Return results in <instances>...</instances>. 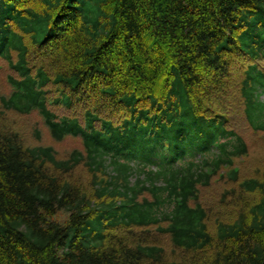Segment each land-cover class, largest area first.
I'll use <instances>...</instances> for the list:
<instances>
[{"label":"trees","instance_id":"16d2710c","mask_svg":"<svg viewBox=\"0 0 264 264\" xmlns=\"http://www.w3.org/2000/svg\"><path fill=\"white\" fill-rule=\"evenodd\" d=\"M0 61L2 109L83 146L0 121V264H264V172L239 165L243 127L264 134V0H0ZM216 182L239 194L212 232Z\"/></svg>","mask_w":264,"mask_h":264},{"label":"rangeland","instance_id":"374dc122","mask_svg":"<svg viewBox=\"0 0 264 264\" xmlns=\"http://www.w3.org/2000/svg\"><path fill=\"white\" fill-rule=\"evenodd\" d=\"M11 71L5 61H0V97L10 93V87L7 83V75ZM233 99V98H232ZM230 99L229 109L231 116L236 122L243 123V115L241 116V106L237 103V99ZM264 99V98H263ZM54 111L66 113V110L53 107ZM0 121L1 124L12 132L18 133L25 145L28 146H51L57 153L59 159H67L69 154L75 150L83 151V146L78 139L68 138L62 142H56L52 139L48 129L43 125V121L38 114L33 113L29 116H21L16 113L6 112L0 105ZM244 126V123H243ZM248 136L249 148L254 150V153L240 162L243 176H252L264 172V134L253 135L252 130L245 125L243 127ZM39 132L40 137L37 136ZM251 163V164H250ZM256 171H255V170ZM264 179V175L261 176ZM71 181L79 186L89 188L91 186V173L84 166H79L70 176ZM231 185L225 182H216L211 193L204 192L202 202L208 210V226L210 231L215 230V223L220 220H227L230 213L227 214L226 208L236 200L230 196L236 197L239 193H223ZM250 199V202H254ZM158 245L163 246L169 260L177 258L180 253L173 248L171 243L166 238H158Z\"/></svg>","mask_w":264,"mask_h":264}]
</instances>
